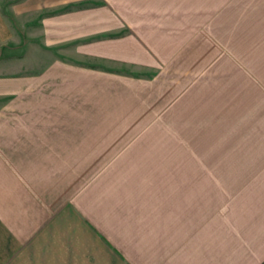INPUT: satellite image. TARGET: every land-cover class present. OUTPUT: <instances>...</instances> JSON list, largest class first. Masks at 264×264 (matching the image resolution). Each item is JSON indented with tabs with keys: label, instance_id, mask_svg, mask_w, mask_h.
Instances as JSON below:
<instances>
[{
	"label": "crops",
	"instance_id": "obj_1",
	"mask_svg": "<svg viewBox=\"0 0 264 264\" xmlns=\"http://www.w3.org/2000/svg\"><path fill=\"white\" fill-rule=\"evenodd\" d=\"M229 1L0 2V264H264V112L223 179L142 196L115 105L93 103L180 54L178 14Z\"/></svg>",
	"mask_w": 264,
	"mask_h": 264
},
{
	"label": "rangeland",
	"instance_id": "obj_2",
	"mask_svg": "<svg viewBox=\"0 0 264 264\" xmlns=\"http://www.w3.org/2000/svg\"><path fill=\"white\" fill-rule=\"evenodd\" d=\"M233 1L215 12L178 14L180 54L162 68L127 71L135 79L125 91L93 102L115 105L109 114L123 121L118 127L126 133V147L139 152L124 157L139 169L125 178L142 196L156 186L175 195L180 181L190 191L189 181L223 179L229 159L237 158L228 148L240 144L246 120L263 115L264 0Z\"/></svg>",
	"mask_w": 264,
	"mask_h": 264
}]
</instances>
